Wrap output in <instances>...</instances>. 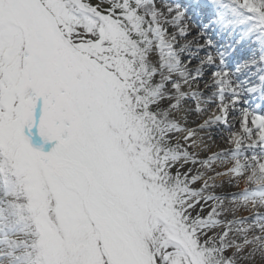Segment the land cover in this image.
Here are the masks:
<instances>
[{
	"label": "snow or ice",
	"instance_id": "1",
	"mask_svg": "<svg viewBox=\"0 0 264 264\" xmlns=\"http://www.w3.org/2000/svg\"><path fill=\"white\" fill-rule=\"evenodd\" d=\"M242 4L264 21V0ZM182 17L164 0H0V191L34 229L26 264H179L187 233L162 173L180 155L153 152L149 113L129 95L147 109L164 87H144L158 75L144 63L154 43L153 62L178 77L165 81L172 92L189 99V79L215 86L212 125L235 119L234 151L247 137L264 153V117L225 102L228 74L205 67L213 57L192 65L187 53L182 65Z\"/></svg>",
	"mask_w": 264,
	"mask_h": 264
},
{
	"label": "rangeland",
	"instance_id": "2",
	"mask_svg": "<svg viewBox=\"0 0 264 264\" xmlns=\"http://www.w3.org/2000/svg\"><path fill=\"white\" fill-rule=\"evenodd\" d=\"M92 2L95 3L97 0H92ZM221 2L222 0H164L166 6L179 9V13H183L180 26L186 27L188 31L187 39L192 40V43L188 46L190 48V52L188 54L198 55L201 58L210 54L213 57L214 63L212 65H207V68H210L211 71L216 72L217 70H220L222 73H227V76H230L236 64L247 59V56L244 55L241 56L238 61L231 63L233 56L237 53V48L243 43L244 45L248 44L247 48H249L253 59L256 61L252 65V69L260 64L259 75H257V77L251 81V84L249 83L244 85L245 92L240 97L230 94L229 90H226L223 95L225 102L228 99H239V102L233 108L235 112L242 113L244 111H248L258 116L264 117V73L263 75L260 73L262 71L264 72V21H256V19H253L250 22H246V26L242 27V23H237L238 21L236 20L230 21L227 19L225 14V6L222 5ZM201 4L212 9V12H210L212 16L209 19H214L216 23H220V25H222V28L218 33L220 36H223L222 39L224 40L222 43H217V37L214 33H212L213 31L211 24L204 21L203 19H199V7ZM157 6L161 7V11L164 10L160 4ZM244 15L251 17L249 12H245ZM144 20L146 21L145 27L151 25L152 22L145 18V13ZM163 26L165 28L168 27L167 24H164ZM239 27L240 30L237 31ZM253 28H255L258 34L257 37L262 40V44H258V47H253L257 41V37L253 38L254 40L248 37V35L253 31ZM168 31L171 33L172 29L169 28ZM164 39L168 41L169 37L166 36ZM231 39L234 41L233 43H226L231 41ZM206 42L210 43V46H206ZM223 43L224 45L221 47ZM154 46L155 43L148 53H146L147 59L144 63L148 73H152L150 69H152L154 64L153 61L155 60L156 51ZM245 50L242 48V51H239H241L240 53H243ZM187 58L188 56H186L184 60ZM200 61L201 60L196 59L192 62V65H195ZM249 72H251V69ZM205 78L207 79V77ZM144 79L147 80L148 77L145 76ZM229 79L232 80L231 78ZM144 87L146 89H150L153 87V83H146ZM184 88H187V86H184ZM205 89L206 88L201 87L200 94ZM214 90V92H216V89ZM237 90L238 88H236V91ZM198 93V91H194L190 88L187 93L189 94V99H186V102L191 106L196 105L198 101L191 100V97H195ZM129 95L132 96L133 107L136 109V113L138 115V108L134 104L136 99L135 94L129 93ZM140 95L144 96L145 93L141 92ZM247 96H249V98ZM161 98L164 97H154L149 100L148 102L151 104V107L147 109H145L142 104L139 106L140 109H143V114L145 111L149 113L148 118L145 120V124L151 130L150 134L152 137L151 144L153 146V152L155 153L156 149H160L161 156L166 150L179 154L178 143H181V139H185L189 132L193 133L191 141L187 140L186 142L189 150H191L189 154L191 158L180 156L179 160L174 162L171 160L168 161L163 167L162 173L166 180V187L176 192L175 211L180 213L179 220L183 225H185V231L187 233V239L185 241L187 247L184 255L180 258L179 264H223L225 262L224 258L227 255L232 254L233 251L236 250L237 246L222 248L219 245L212 246L215 243H211V241L215 238L217 232L221 231L231 223L248 224L250 226L251 231H246L244 233V240H242L240 246H252V244H255L259 241V244L262 245L264 243V229H257L253 226L254 219H259L261 217L264 218V206L261 205L262 201H260L258 204V210L249 214L250 216L241 217L239 212L232 208L228 216L229 219H231L229 222L226 224H218L210 227L207 226V224L196 220L190 213L193 207L190 208L189 205H196V203L202 197V193L192 192L191 188L197 185L209 188V186L218 183L217 173H211L208 178L198 176L196 182L192 183L193 178L196 177H192L191 173L194 169H197L199 164H204L205 167L209 168L211 166V161L214 157H216V162L227 166V169H222L223 173H226L228 170L232 171L241 168L240 164H238V159L240 157H232V154L236 152L234 151L235 141L229 143V140L234 134V130L232 128H225L222 125H219L221 128V135L218 134L214 137V139H216V143L207 141L205 142V140H201L206 134L209 133L205 127L207 124L212 125V115L217 112V108L215 107L217 94L211 95L209 97V101H211V103H209V101H203L202 104L206 106V110H204L206 115L205 118H199V116L196 117L193 115L191 116V118H193V126L181 127L177 124L175 128L176 134L172 137H170L164 130L163 120H161L163 109L160 108L157 103ZM153 100L156 102L153 103ZM175 114L176 112L173 113L172 116ZM177 129H179V131ZM247 144L248 143L245 142L244 138L242 137L238 152H245L243 153L244 156H242H246L245 158H252L254 156H257V158L254 160V162L248 164L250 167H246L244 172L245 174L253 177V179H256L260 176V179L264 180V172H261L257 166L259 162L264 161V153H262L258 147H244V145ZM200 152H203V156L200 163L196 165L192 163L191 160H197L201 155ZM159 166L160 165H157L156 167ZM252 170L257 173L256 176L252 175L254 172H250ZM191 193H195V195H191ZM241 195L242 191L240 188L235 187L233 192L221 195V198L234 201ZM221 198H214L210 201L215 202ZM9 202L10 201L8 200L7 196H5L2 191H0V243H2V241L12 242L15 247L13 249L11 248V250H7L4 253H2L0 249V264H26L28 254L32 253L35 255L31 247L35 240V236L32 235L34 229H32L30 226V222L27 218H21L20 216L14 215L12 213V209H10L8 206ZM200 229L204 231V234L206 233L205 236L204 234L202 235L201 231H199ZM17 254H20V257L18 259L16 258V261H13V263L10 262L9 256H16Z\"/></svg>",
	"mask_w": 264,
	"mask_h": 264
},
{
	"label": "bare ground",
	"instance_id": "3",
	"mask_svg": "<svg viewBox=\"0 0 264 264\" xmlns=\"http://www.w3.org/2000/svg\"><path fill=\"white\" fill-rule=\"evenodd\" d=\"M222 5L225 6V11H226V17L230 21H238L237 23H242V27L246 26V22H250L253 19L260 20L257 15L250 14L251 17H247L244 15L245 12H248L246 7L243 6L242 0H222L221 2ZM200 9V15L199 19H203L204 21L208 22L211 24L212 28V33L216 35L217 43H222L224 39H222L223 36H220L218 33L220 29L222 28V25L220 23H216L214 19H209L212 15L210 12H212L211 8H208L205 5H202L199 7ZM144 11V10H142ZM145 13V18H148V15ZM151 21V20H150ZM152 22V21H151ZM236 23V24H237ZM234 26V25H233ZM240 30V27L237 29V31ZM173 31V30H172ZM150 37H151V33ZM257 32L255 28H253V31L248 35L251 39L257 37ZM257 37L256 43L253 45V47H258V44H262V40ZM228 40V39H227ZM248 40V38H247ZM254 40V39H253ZM251 40V41H253ZM188 42L189 44L192 43V40L190 39H185L183 41H180L176 43V48L179 49L181 44ZM234 41L231 39V41L226 42L228 44L233 43ZM224 45V43L221 45V47ZM246 46V47H244ZM248 44L244 45L241 44L237 48V53L233 56L232 62L238 61L240 56H247V59L241 63H237L236 66L233 68V71L231 72L230 76H226L223 79L227 80L228 83L227 85H223L222 81V86L224 87V92L226 90H229V93L232 95H236L240 97L245 91H244V85L251 84V81H253L257 75H259V66H255L252 69V65L256 62L253 59L252 53H250L249 48H247ZM155 51L156 47L154 46ZM243 50H245L243 53H240ZM241 50V51H239ZM190 52V48L186 47L182 52L178 53V56L181 60V63L183 65L184 58L186 57V54ZM191 56V63L195 61L196 59L203 60L205 57L201 58L198 55L194 54H189ZM263 65V64H262ZM207 67V65H205ZM251 69V72H249ZM152 72H156L158 75L153 79V85L155 83H160L163 84L164 87L161 89L160 95L158 97L163 96L164 98H161L158 100V105L160 108L163 109V114L161 116V120H163V127L166 133L172 137L176 133V126L177 124L180 125L181 127L184 126H193V118L191 116L195 115L196 117L199 116V118H205V112L206 106H204L202 103L208 102L209 97L211 95H216L217 94V88L213 86L212 88H209L208 85L200 83L198 84L196 81L188 80L187 83L184 86H187V88H182L181 92L189 97L188 91L191 88L194 91H198L199 93L196 94L194 99L191 97V100H196L198 103L196 105H189L185 100L179 99V93H174L171 90L170 85H168L165 81L166 79L171 76L173 81H177L178 77L169 72L167 68H162L160 66V61L154 62L152 69H150ZM235 70V73H234ZM216 72H221L220 70H217ZM233 73V74H232ZM263 75V71L260 72ZM249 76V77H247ZM231 78L232 80H230ZM206 79V78H205ZM251 79V80H250ZM239 84V85H238ZM238 86V87H237ZM201 87L206 88L201 94ZM236 88L238 90L236 91ZM212 89V90H211ZM216 89V92H214ZM223 92V93H224ZM166 97V98H165ZM249 98V97H248ZM237 103L239 102L238 98H235ZM232 99H228L227 101H230ZM176 102L178 104V107L175 108H170L166 107V105H171L173 102ZM226 101V102H227ZM247 102V101H245ZM236 103V104H237ZM235 104V105H236ZM196 106H199L202 111L199 112V114H196ZM176 114L172 116L173 113ZM235 119L232 120L231 124L232 128L235 133ZM220 124H217L216 126L209 125L205 127L209 132L208 134L205 135L204 138L201 140H205V142H213L216 143V139L214 137L216 135H221V128L219 126ZM244 141L247 142L248 144L251 142V140L247 137H243ZM181 143H178V149H179V154L181 157H188L191 150H189V147L186 145L187 140L186 139H181ZM34 147H39L38 145H33ZM187 153V156L184 154ZM245 152H238L236 151L234 154H232V157L239 156L238 158V164H240V169L237 170H228L226 173L222 172V169L226 168V165L219 164V162H216V157L213 158L211 161V166L205 167L204 164H199L201 161V158L203 156V152H200V157L197 160H191L192 163L198 165L197 169H194L193 172L191 173L192 177H204L208 178L211 173H217V179L218 183L212 186L203 187V186H194L191 188L192 192L195 193H202V197L200 200L196 203V205L191 209L190 213L193 215V217L196 220H199L207 226H214L218 224H226L229 222L231 219H229V212L232 208L237 210L240 214L241 217H247L250 216L249 214L254 213L258 210V204L260 201H262L261 205L264 206V198H263V192H264V180L260 179V176L256 179H253L248 174H245L244 169L248 166L249 163L254 162L252 158H245L242 157L244 156ZM251 153V152H250ZM257 158V156H254ZM193 159V158H192ZM195 161V162H193ZM252 167V166H251ZM227 169V168H226ZM246 171V170H245ZM254 170L250 171L253 172ZM256 172H253V176H256ZM235 187H239L240 190L242 191V195L234 200V201H229L227 199H222L221 195L231 193L235 190ZM214 198H221L220 200H216L215 202L210 201L211 199ZM264 218L261 217L259 219H254V227L257 229H264ZM248 224H236V223H231L227 225L224 229L221 231L217 232L215 235V238L211 241V243H215L214 245H219L222 248H226L229 246L235 247L237 246L236 250L233 251L232 254L227 255L224 259L225 262L223 264H264V243L262 245L259 244V242L252 244V246L244 247L240 246L242 240H244V233L246 231H251L250 226L248 227ZM202 235L204 234V231L201 229ZM206 233L204 234V236ZM1 245V252L4 253L7 250H11V248H15L12 242L8 241H2L0 243ZM20 257V254H17L16 256H9L10 262L13 263V261H16V258L18 259Z\"/></svg>",
	"mask_w": 264,
	"mask_h": 264
},
{
	"label": "trees",
	"instance_id": "4",
	"mask_svg": "<svg viewBox=\"0 0 264 264\" xmlns=\"http://www.w3.org/2000/svg\"><path fill=\"white\" fill-rule=\"evenodd\" d=\"M134 104H135V106H137V108H138V115H144L143 112H142L143 109H140V108H139V106H141V104H136L135 102H134ZM147 118H148V117H146L145 120H146ZM7 198H8L9 201L12 200V197H11V196H7Z\"/></svg>",
	"mask_w": 264,
	"mask_h": 264
},
{
	"label": "water",
	"instance_id": "5",
	"mask_svg": "<svg viewBox=\"0 0 264 264\" xmlns=\"http://www.w3.org/2000/svg\"><path fill=\"white\" fill-rule=\"evenodd\" d=\"M34 147V146H33Z\"/></svg>",
	"mask_w": 264,
	"mask_h": 264
}]
</instances>
